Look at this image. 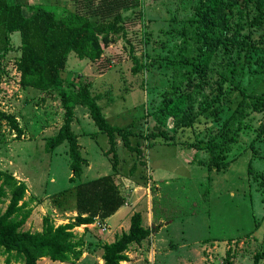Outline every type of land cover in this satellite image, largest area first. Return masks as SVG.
Listing matches in <instances>:
<instances>
[{
    "label": "rangeland",
    "instance_id": "374dc122",
    "mask_svg": "<svg viewBox=\"0 0 264 264\" xmlns=\"http://www.w3.org/2000/svg\"><path fill=\"white\" fill-rule=\"evenodd\" d=\"M203 1L138 0L132 12L120 11L123 32L102 50L99 60L67 55L60 79L87 84L91 94L99 96L97 103L109 125L142 134L165 130L173 141L165 144L156 139L147 147V140L130 137V144H138L142 153L136 158L115 137L114 182L124 198L123 206L106 223L95 219L71 230L83 240L76 261L41 258L36 264H102L101 245L127 230L133 212L140 213L143 227L156 226L157 231L138 245L131 244L127 261L120 264H221L228 250L233 263L251 264L254 253L262 251L264 131L258 127L264 123V110L251 112L248 104L264 97V28L249 24L254 10L248 2L235 35L237 43H244L231 46L222 39L206 67L191 72L185 62L200 47L195 44L194 28L196 7ZM28 3L57 12L74 7V0ZM243 6L238 1L233 10ZM236 21L234 17L228 23L227 35L234 32ZM10 44L11 50L0 60V110L15 117L21 136L15 138L0 121V170L25 184L24 199L34 198L21 230L39 232L43 216L54 226L73 221L74 183L68 181L66 144L50 153L43 151L45 140L62 121L57 92L19 87L14 66L18 35H11ZM174 89L189 92L191 128L174 130L172 119L159 111ZM240 99L241 112L233 110ZM73 113L71 130L86 163L80 180L110 173L105 135L97 131L84 108L77 106ZM221 129L235 131L237 137L226 154L227 166L214 172L207 166V154L188 144L208 141ZM3 258L0 255V264ZM258 264H264V259Z\"/></svg>",
    "mask_w": 264,
    "mask_h": 264
},
{
    "label": "trees",
    "instance_id": "16d2710c",
    "mask_svg": "<svg viewBox=\"0 0 264 264\" xmlns=\"http://www.w3.org/2000/svg\"><path fill=\"white\" fill-rule=\"evenodd\" d=\"M238 1L244 2V6L234 11L233 7ZM137 2L138 0H74L72 11L62 9L57 12L47 5L29 4L28 0H0V60L11 50V35L16 33L18 55L14 60V66L18 74L19 87L40 92H57L62 121L56 133L45 140L43 151L50 153L61 144H66L70 171L68 181L74 183L75 212L73 221L54 226L47 216H43L39 232L22 231L21 227L31 212L30 203L34 198L24 199L25 184L0 170V205L4 204L3 210L0 209V255L4 256L3 264L10 262L36 264L41 258L60 263L76 261L82 253L83 240L71 230L81 225H89L95 219L103 222L125 202L114 182L118 164L114 147L115 137L119 138L121 147L134 154L136 158H141L142 153L138 144H130V137L147 140V147L156 139L165 144L173 141L172 135L165 130L142 134L124 127L109 125L97 103L99 96L92 95L87 84H74L60 79L69 53L78 60L86 59L89 62L99 60L102 50L114 43L116 37L123 32V16L120 11L131 9L132 12ZM248 2H252L254 10V16L249 24L257 29H261L262 26L264 28V0L200 2L196 7L198 18L194 28L195 44L199 43L200 47L190 61L185 62L191 65V72L206 67L222 39L226 40L225 43H231V46H240L244 43L243 41L237 43L235 35L241 28L240 19ZM138 14L141 12L138 11ZM234 17L237 18L233 24L234 32L227 35L228 23ZM90 18L95 20L92 22ZM225 43L224 48H227ZM132 71L135 72L136 69L133 68ZM169 94L172 96L165 100L159 109L160 113L172 119L174 130L191 128L193 117L188 103L189 92L174 89ZM242 104V99L238 100L233 110H239ZM77 106L86 110L97 131L105 135L108 144L105 155H110V173L84 181H81L80 177L82 166L86 163L80 154L77 136L71 130L73 112ZM248 107L251 112H262L264 97H256ZM228 120L224 121L223 126L229 122ZM0 121L7 125L15 138L21 136V129L14 116L0 110ZM258 128L260 132L264 131V123ZM236 134L235 131L228 133L221 129L208 141L197 140L188 144V147L195 151H204L208 156V168L219 172L227 166L226 154L230 150V145L235 143ZM134 168L135 164H132L129 168L130 174ZM262 218L264 220V213ZM156 231V226L143 227L140 213L133 212L129 216L127 230L121 232L112 242L101 245L102 264L126 262L128 247L131 244L138 245ZM260 259H264V247L261 252L254 253L251 264H258ZM221 264L239 263L231 261L228 250Z\"/></svg>",
    "mask_w": 264,
    "mask_h": 264
},
{
    "label": "crops",
    "instance_id": "0c3cea01",
    "mask_svg": "<svg viewBox=\"0 0 264 264\" xmlns=\"http://www.w3.org/2000/svg\"><path fill=\"white\" fill-rule=\"evenodd\" d=\"M13 34H15L16 35V33H13ZM97 177H99V176H97ZM35 203V202H34ZM121 208H119L118 210H120ZM118 210L113 214V215H111L110 217H108V218H106L105 220H103V222H107L111 217H113L115 214H117L118 213Z\"/></svg>",
    "mask_w": 264,
    "mask_h": 264
},
{
    "label": "built area",
    "instance_id": "2783aa9c",
    "mask_svg": "<svg viewBox=\"0 0 264 264\" xmlns=\"http://www.w3.org/2000/svg\"><path fill=\"white\" fill-rule=\"evenodd\" d=\"M104 230V229H103Z\"/></svg>",
    "mask_w": 264,
    "mask_h": 264
}]
</instances>
